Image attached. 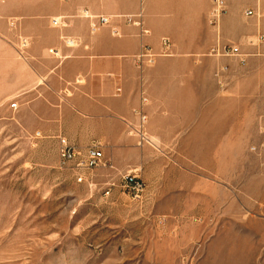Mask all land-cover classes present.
Returning a JSON list of instances; mask_svg holds the SVG:
<instances>
[{
  "label": "rangeland",
  "instance_id": "obj_1",
  "mask_svg": "<svg viewBox=\"0 0 264 264\" xmlns=\"http://www.w3.org/2000/svg\"><path fill=\"white\" fill-rule=\"evenodd\" d=\"M51 2L0 0V264H264V42L249 45L264 37V0L260 19L243 10L259 33L242 43L244 65L220 60L215 97L167 112L162 125H182L166 141L149 129L157 152L132 137L125 167L107 157L113 168L84 183L35 117L32 88L16 84L17 64L33 70L20 26ZM127 172L144 181L142 202L120 188Z\"/></svg>",
  "mask_w": 264,
  "mask_h": 264
},
{
  "label": "crops",
  "instance_id": "obj_2",
  "mask_svg": "<svg viewBox=\"0 0 264 264\" xmlns=\"http://www.w3.org/2000/svg\"><path fill=\"white\" fill-rule=\"evenodd\" d=\"M226 2L220 34L209 25L211 0H53L47 7L33 5L31 19L20 26L22 36L30 40L33 70L17 64L16 84L32 88L30 106L37 119L47 121L44 127L58 146V139L66 138L85 153L99 143L106 159L125 167L123 160L132 154L124 147L133 144L128 124L137 121L140 91L149 99L148 130L166 141L182 125H162L167 112L178 106H205L206 97L208 103L210 95L215 97V72L224 63L208 56L211 48L220 39L241 45L245 52L242 43L259 33L254 23L247 26L240 18L244 9L255 8V0ZM84 13L110 22L92 32V21ZM140 14L134 21L142 23L147 35L127 22ZM53 18H62L66 27L54 28ZM62 37L77 39L78 45L67 48ZM163 39L171 42L169 56L161 55ZM143 46L159 57L153 67L140 72L134 57Z\"/></svg>",
  "mask_w": 264,
  "mask_h": 264
},
{
  "label": "built area",
  "instance_id": "obj_3",
  "mask_svg": "<svg viewBox=\"0 0 264 264\" xmlns=\"http://www.w3.org/2000/svg\"><path fill=\"white\" fill-rule=\"evenodd\" d=\"M256 6L253 9H248L245 11L244 15L248 19L262 17L261 2L260 0H255ZM227 13V2L226 0H211V9L209 12V25L217 30L220 29L221 20ZM84 17L92 21L91 31L95 32L99 27L108 25L110 20L106 17H93L84 13ZM141 14L137 17H128L127 22L141 28V35H147L149 32L142 28V23L140 21H134L135 19H140ZM52 26L54 28H65L66 24L62 18H53L51 20ZM63 44L67 48H74L78 45V40L71 37H62ZM264 42V37L260 34L257 37V42L254 43L250 41V46L258 47ZM163 52L161 55L169 56L171 42L168 39H163L161 41ZM30 48V40L23 36L18 38V51L20 56L24 58L25 61L29 60L28 50ZM51 55L56 56L58 59H62L55 50H50ZM210 56L219 59H232L237 61L240 65H244L249 57L247 53L242 50L241 45L235 43H222L219 39L217 44L211 48ZM158 54L149 46H143L141 51L134 57L135 64L140 72H143L147 68L153 67L156 62ZM228 70L227 66H221L216 71V77L220 78ZM120 91V90H118ZM149 105V99L143 90L140 91V100L138 107L134 110V114L137 121L134 124H128L129 134L136 139V145L138 148L142 149L145 147L151 148L157 152L155 143L153 142L152 136L149 133V117L146 112V108ZM11 108L17 109V104H12ZM41 133L37 132L33 139L41 138ZM59 156L62 166L70 165L73 170L77 171L76 174L77 181L79 183L86 182L85 173L92 172L98 168H110L111 163L107 160L103 154L102 147L99 143H95L93 146L87 149L85 153L77 150L75 147L71 146L66 138H59ZM114 186L112 184L110 189ZM120 188L126 192L133 201L142 202L146 195V185L144 181L139 178L135 172H127L121 176ZM109 189V190H110ZM110 191H107L106 195H109Z\"/></svg>",
  "mask_w": 264,
  "mask_h": 264
},
{
  "label": "bare ground",
  "instance_id": "obj_4",
  "mask_svg": "<svg viewBox=\"0 0 264 264\" xmlns=\"http://www.w3.org/2000/svg\"><path fill=\"white\" fill-rule=\"evenodd\" d=\"M153 139V138H152ZM153 142L155 143V141L153 140ZM155 147L157 148V149H159V147L157 146V144L155 143Z\"/></svg>",
  "mask_w": 264,
  "mask_h": 264
}]
</instances>
